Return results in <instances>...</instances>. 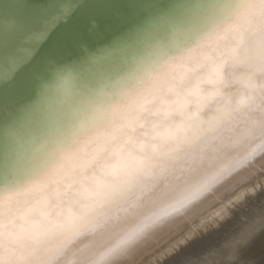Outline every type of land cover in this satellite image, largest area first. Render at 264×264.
Masks as SVG:
<instances>
[{
	"label": "bare ground",
	"instance_id": "6f19581e",
	"mask_svg": "<svg viewBox=\"0 0 264 264\" xmlns=\"http://www.w3.org/2000/svg\"><path fill=\"white\" fill-rule=\"evenodd\" d=\"M113 2L0 0V264H264V0H128L24 69Z\"/></svg>",
	"mask_w": 264,
	"mask_h": 264
},
{
	"label": "water",
	"instance_id": "95a60500",
	"mask_svg": "<svg viewBox=\"0 0 264 264\" xmlns=\"http://www.w3.org/2000/svg\"><path fill=\"white\" fill-rule=\"evenodd\" d=\"M28 1L43 3L46 0ZM136 14V6L133 3L130 4L128 0H114L106 11H92L89 5L79 6L68 19L60 20L56 24L40 44L32 59L24 65V69L27 70V67L45 54L58 63L66 60L70 61L73 57H77L79 53H82L81 47L78 48L81 41H84L90 49L95 47L96 44L108 42L114 35L122 33L133 25L132 22L137 20V16L143 15L142 12ZM91 17L97 22L93 27L90 25ZM22 71L23 69L17 70L13 78L17 79ZM32 95L33 90L26 95L25 99Z\"/></svg>",
	"mask_w": 264,
	"mask_h": 264
},
{
	"label": "rangeland",
	"instance_id": "374dc122",
	"mask_svg": "<svg viewBox=\"0 0 264 264\" xmlns=\"http://www.w3.org/2000/svg\"><path fill=\"white\" fill-rule=\"evenodd\" d=\"M252 201H254V200H252ZM249 203H251V202H249Z\"/></svg>",
	"mask_w": 264,
	"mask_h": 264
}]
</instances>
